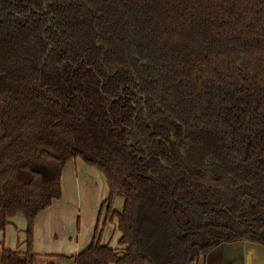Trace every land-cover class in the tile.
<instances>
[{"label": "trees", "instance_id": "1", "mask_svg": "<svg viewBox=\"0 0 264 264\" xmlns=\"http://www.w3.org/2000/svg\"><path fill=\"white\" fill-rule=\"evenodd\" d=\"M76 158L110 194L74 264L264 250V0H0V230L26 220L0 264H36L35 219Z\"/></svg>", "mask_w": 264, "mask_h": 264}, {"label": "crops", "instance_id": "2", "mask_svg": "<svg viewBox=\"0 0 264 264\" xmlns=\"http://www.w3.org/2000/svg\"><path fill=\"white\" fill-rule=\"evenodd\" d=\"M61 185L62 197L35 219L32 252L37 257L36 264H74L73 257L92 242L100 207L110 194L105 175L96 167L86 165L80 158L66 163ZM93 186L98 187L97 195ZM79 190L81 193L84 191V197H90L92 191L95 192L93 208L88 209L90 226L86 232L84 228L77 227L78 219L80 224L82 220L81 210L77 208ZM118 195L124 203L123 195L116 193L113 205ZM108 222L110 225L103 228L101 243L112 249H120L118 241L121 234L116 232V221L108 220L106 224ZM25 231L26 220L21 215L11 219L5 230H0V262L3 248L22 253L26 251ZM207 258L208 264H264V250L249 242L224 243L211 250ZM203 263L204 259L201 258L197 264Z\"/></svg>", "mask_w": 264, "mask_h": 264}, {"label": "rangeland", "instance_id": "3", "mask_svg": "<svg viewBox=\"0 0 264 264\" xmlns=\"http://www.w3.org/2000/svg\"><path fill=\"white\" fill-rule=\"evenodd\" d=\"M93 188L96 189V195H97L98 192H99L98 187L97 186H95V187L93 186ZM73 194L76 195V192L74 191ZM81 194H82V196H81ZM83 195H84V191L81 193V190H79V195H78V200H79L78 206L79 207H77V208L81 210V216H82L81 219L82 220H81V224H80L79 223V219H78L77 227H82V229L84 228L85 232H86V229L90 226V219L88 218V209H92L93 208V200H94V197H95V192L92 191L90 197H88V196L84 197ZM120 199H121V196H119V195L116 196L115 201H114V205H113V209L114 210L121 211V208H123V203H122L123 200H120ZM105 218H106L105 212L103 211V213L101 215L100 224H99V228L102 229V230H103V228L105 226L110 225V222H108V224H106V225L104 224V226H103V222L105 223ZM116 232L119 234L118 230ZM64 264H68V263L64 262ZM69 264H71V262H69Z\"/></svg>", "mask_w": 264, "mask_h": 264}]
</instances>
